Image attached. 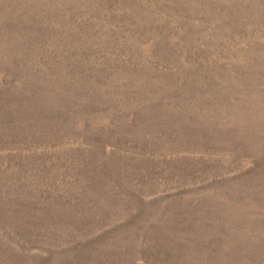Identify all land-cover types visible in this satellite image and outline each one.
Returning <instances> with one entry per match:
<instances>
[{
	"label": "rangeland",
	"instance_id": "obj_1",
	"mask_svg": "<svg viewBox=\"0 0 264 264\" xmlns=\"http://www.w3.org/2000/svg\"><path fill=\"white\" fill-rule=\"evenodd\" d=\"M0 264H264V0H0Z\"/></svg>",
	"mask_w": 264,
	"mask_h": 264
}]
</instances>
